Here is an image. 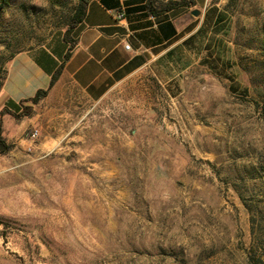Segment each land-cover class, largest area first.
<instances>
[{
    "label": "rangeland",
    "instance_id": "374dc122",
    "mask_svg": "<svg viewBox=\"0 0 264 264\" xmlns=\"http://www.w3.org/2000/svg\"><path fill=\"white\" fill-rule=\"evenodd\" d=\"M77 4L0 2V79ZM222 6L217 70L202 63L175 87L145 72L97 104L77 95L49 154L40 137L10 143L0 264H264V0Z\"/></svg>",
    "mask_w": 264,
    "mask_h": 264
},
{
    "label": "crops",
    "instance_id": "0c3cea01",
    "mask_svg": "<svg viewBox=\"0 0 264 264\" xmlns=\"http://www.w3.org/2000/svg\"><path fill=\"white\" fill-rule=\"evenodd\" d=\"M187 1L189 5L155 18L147 10L149 0H93L84 21L73 31L74 47L63 32L18 53L8 65L0 90V136L25 147L29 143L26 131L32 126L40 132L38 151L49 154L50 125L56 127L62 117L70 116L65 108L77 95L100 103L145 72L160 84H180L185 73L212 59L209 46L222 41L224 32L218 30L228 20L224 0ZM60 67L61 76L51 87ZM39 91L48 95L32 105L28 100ZM24 106L32 107L33 114L17 120L14 114L22 113Z\"/></svg>",
    "mask_w": 264,
    "mask_h": 264
},
{
    "label": "trees",
    "instance_id": "16d2710c",
    "mask_svg": "<svg viewBox=\"0 0 264 264\" xmlns=\"http://www.w3.org/2000/svg\"><path fill=\"white\" fill-rule=\"evenodd\" d=\"M51 2H56L58 0H50ZM93 0H78L77 6L74 8L71 16L69 17V20L67 22V29L64 32V37L67 43L71 45V47H74L77 44V41L73 39V31L84 21L88 6ZM1 6H7L9 3V0H0ZM191 1L187 0H181L179 2H174L172 0H168L166 2L162 0H149L147 4V10L150 13L151 16L157 18L160 16H163L167 13H170L171 11H174L180 7L187 6L190 4ZM2 9V8H1ZM0 11V15H1ZM226 25L221 27L220 30L222 32H226ZM211 45L209 46V49H211ZM214 47V46H213ZM213 54V53H212ZM209 55L210 57L212 56ZM214 55V54H213ZM15 57V55L12 57V59ZM70 57V54L68 53L65 57V60L67 61ZM204 63H207L208 65L211 64V67L215 70H217V65L214 59H208L204 61ZM228 67V64L227 66ZM2 76L0 79V90L2 89L3 83L6 80L7 77V71L1 70ZM62 73V67H60L57 72L54 74L51 82V87H53L57 81L59 80ZM233 90H236V87H232ZM48 95V91H39L36 96L28 102H30L32 105H36L40 103L43 99H45ZM33 114V108L32 107H23L22 113L20 114H14V117L19 120L24 117H30ZM13 149V145L10 143H7V141L0 136V155H6Z\"/></svg>",
    "mask_w": 264,
    "mask_h": 264
},
{
    "label": "built area",
    "instance_id": "2783aa9c",
    "mask_svg": "<svg viewBox=\"0 0 264 264\" xmlns=\"http://www.w3.org/2000/svg\"><path fill=\"white\" fill-rule=\"evenodd\" d=\"M124 16H125V14L122 13V14H121V17H124ZM126 49L129 50V49H130V46L127 45V46H126ZM39 137H40V132H39V130H37V129L33 130V131L29 134V136H28V140H29V142H30L29 150H31V149L34 147V144H36V142L38 141Z\"/></svg>",
    "mask_w": 264,
    "mask_h": 264
},
{
    "label": "water",
    "instance_id": "95a60500",
    "mask_svg": "<svg viewBox=\"0 0 264 264\" xmlns=\"http://www.w3.org/2000/svg\"><path fill=\"white\" fill-rule=\"evenodd\" d=\"M199 14H200L199 12H194L193 13L194 16H199Z\"/></svg>",
    "mask_w": 264,
    "mask_h": 264
}]
</instances>
